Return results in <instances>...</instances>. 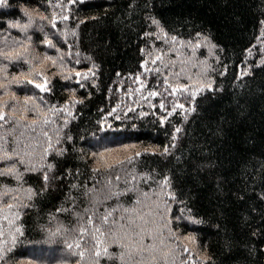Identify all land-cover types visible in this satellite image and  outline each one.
<instances>
[{
  "label": "trees",
  "instance_id": "1",
  "mask_svg": "<svg viewBox=\"0 0 264 264\" xmlns=\"http://www.w3.org/2000/svg\"><path fill=\"white\" fill-rule=\"evenodd\" d=\"M10 3L11 8L0 9V26L9 21L27 23L28 18L19 11L21 6L38 9L45 15L52 12L48 0H10ZM69 16L67 22L57 24V29L66 26L76 30L77 36L67 39L72 44V52L80 55L74 56L71 62L65 57L63 69L58 65L48 66L46 70L49 75L61 71L67 73L72 68L84 72L95 63L99 79L96 88L84 81L87 87L82 89L72 81L65 83L59 75L52 77L55 88L54 94L48 97L50 101L63 104L71 96L65 89H75L76 97L84 99V103L77 104L74 109L77 118L65 129L73 139L71 143H64L67 154L56 158V172L63 173L65 168H71L73 172L79 169L85 174L80 177L83 181L86 175H91L90 169L99 159L98 156L94 158L93 153L111 152L114 156L105 160L114 165L135 152L143 153L146 148L155 151V155L140 157L137 171L155 169L158 173L171 175L177 196L185 200L192 215L202 221L200 224L179 222L181 236L196 237V244L188 246L211 256L209 264H264V251H261L264 249V199H261L264 196V66L253 67L252 75L235 80L237 65L259 35V20L264 19V0H84L70 6ZM149 16L158 19L172 34L188 39L195 32L203 31L224 48L222 53L217 51L216 54L223 63L230 65L228 74L220 77L215 72L209 73L215 79V86L222 87L223 91L198 97L197 110L187 122L177 113L162 127L156 116L150 114L140 118L136 113H129L132 119L114 120L109 116L105 124H99L97 121L117 103L124 109L126 104L137 99L130 100L123 95L130 82L125 79L121 85V77L116 73L126 77L139 70V62L143 59L140 48L146 45L142 35L154 30L146 19ZM40 24L44 26L43 32L36 27ZM7 31L18 40L25 39V33L16 29ZM54 31L46 21L35 20L27 32L32 36L34 54L59 56L55 49L41 43L45 32L52 35ZM3 35L0 33V46ZM52 38L62 51L68 50L63 38L58 35ZM161 46L157 42V47ZM253 53L248 63L255 65L261 58L259 46ZM197 56L208 57V62L215 64L205 48H201ZM75 59L80 63L75 64ZM28 68L29 65L19 62L10 64L7 73L0 72V81L4 75L8 76L4 81L7 88L0 89L3 100L11 103V94L22 99L36 91L30 85L17 84L11 79L12 75L26 72ZM197 70L191 68L192 73ZM118 88L121 91L118 92ZM152 102L158 103V100ZM101 108L104 112L99 111ZM140 111L151 113L152 109L137 107V113ZM155 111L159 113L158 108ZM174 125L183 128L177 148L172 155L162 157L159 152L170 144ZM218 127L223 131L218 133ZM25 180L28 182L25 187H38L41 183L38 175L27 174ZM72 182H75L72 177L59 181L54 189L33 199L34 207L23 210L26 214L18 221L23 235L17 234L14 244L8 236L7 222H2L5 235L0 237V244L7 241L11 251L6 252L5 260L0 264H73L77 258L68 253L63 237L50 235V229L57 222L64 225L74 222L71 213L56 211L71 205L67 199L70 194L79 196L77 190L69 189ZM0 183L16 185L10 177H0ZM144 187L147 190V186ZM121 199L128 206L133 197L129 194ZM181 207L183 205L174 204L172 215H178ZM53 216L56 219L49 224ZM256 230H259L258 235L253 236L252 232ZM253 248L255 251L250 254L249 250ZM110 250L118 251L116 248Z\"/></svg>",
  "mask_w": 264,
  "mask_h": 264
},
{
  "label": "snow or ice",
  "instance_id": "2",
  "mask_svg": "<svg viewBox=\"0 0 264 264\" xmlns=\"http://www.w3.org/2000/svg\"><path fill=\"white\" fill-rule=\"evenodd\" d=\"M83 2L84 0H67L66 3L65 0H48L49 8L52 9L50 15L21 6L19 11L28 18L27 23L9 21L0 26V33L4 34L3 45L0 46V72L7 73L8 66L13 63L27 64L29 68L26 72L14 74L11 79L36 90L22 99L11 94V103L0 97V164H3L0 167V177H10L16 182L14 187L0 183V237L5 235L2 222L6 221L8 236L14 244L16 235H23L22 226L18 224L26 214L23 210L34 207L33 199L54 189L57 182L72 177L75 182L69 184V189L77 190L79 196L70 194L67 199L71 201V205L57 208L56 211L71 213L74 222L71 225L57 222L50 229V235L63 237L68 253L77 258L73 264H197V261L199 264H209L211 256L188 246L196 244V237L179 234L180 221L192 224H200L202 221L193 216L186 201L177 196L171 175L158 173L155 169L137 171L140 157L155 155V151L146 148L143 153L135 152L114 165L106 163L105 153H93V157L98 156L99 159L96 160V166L91 167V175H86L83 181L80 177L85 174L79 169L73 172L71 168H65L63 173L56 172V158L67 154L68 149L64 147V143H71L73 139L65 129L77 118L74 109L77 104H83L84 99L76 97L75 89H65L71 96L63 104L50 101L48 97L54 94L55 88L52 77L59 75L65 83L72 81L82 89L87 87L84 81H89L91 87L96 88V81L99 79V69L95 63L84 72L72 68L67 73L61 71L49 75L46 70L48 66L58 65L63 69L66 67L65 57L69 62L73 61L74 56L79 57V52H72V44L67 39L68 36L76 37V30L66 26L64 29H57V24L70 19L71 5ZM11 7L10 0H0V9ZM57 9L60 11H56ZM36 19L46 21L55 30L52 35L45 32L41 43L55 49L59 56L34 54L32 36L27 35V32ZM146 19L150 28L154 26V30L145 31L142 35L146 45L140 48L143 59L139 62V70L126 77H122L120 72L116 73L117 77H121V85L125 79L130 82L123 95L130 100L133 97L137 99L132 104H126L124 109L117 103L97 121L99 124H105L109 116L114 120L132 119L129 113H136L140 118L150 114L156 116L162 127L177 113L187 122L189 116L197 110L198 97L223 91L222 87L215 86V79L209 75L212 72L220 77L228 74L230 65L223 63L216 54L217 51H224L222 46L214 43L211 36L203 31H197L190 38L184 39L166 31L155 17L149 16ZM259 25L256 43L245 50L244 59L237 65L236 81L252 75L253 67L264 66V19L259 20ZM36 27L41 32L44 31L42 24ZM8 29L25 33V39H16ZM54 35L63 38L64 44L68 45L66 52L54 42ZM157 42L162 46L157 47ZM258 46L261 58L255 65L249 64L248 61L254 56L253 49ZM201 48L207 49L208 56L214 59L215 64L209 63L208 57L201 59L197 56ZM74 62L79 64L80 60L75 59ZM193 67L198 69L197 72H191ZM7 80L8 76L4 75L3 81H0V89L7 88L4 83ZM111 91L109 89L110 93ZM117 91L121 89L118 88ZM90 96L91 93L89 98ZM154 100H158V103H153ZM144 106L152 109L151 113H137V107ZM157 108L159 113L155 111ZM99 111L104 112V109ZM182 131L181 126H173L171 142L159 152L160 156L173 154ZM217 131L219 133L223 129L218 127ZM49 157L53 159L49 160ZM27 174L38 175L41 181L38 187H25L28 183L25 180ZM144 186H147V190ZM129 194L133 199L126 206L121 198ZM112 201L115 203H111ZM174 204L183 205L179 208L178 215H172ZM55 219L53 216L49 224ZM258 232L259 230L253 231L252 235L256 236ZM112 248L118 251L113 252L110 250ZM10 251L7 241L0 244V261H4L6 252ZM254 251V248L249 250L250 254Z\"/></svg>",
  "mask_w": 264,
  "mask_h": 264
},
{
  "label": "rangeland",
  "instance_id": "3",
  "mask_svg": "<svg viewBox=\"0 0 264 264\" xmlns=\"http://www.w3.org/2000/svg\"><path fill=\"white\" fill-rule=\"evenodd\" d=\"M111 155H113L111 152L105 153V158L108 159V160H110L109 157H110ZM113 156H114V155H113ZM114 159H116V158H114Z\"/></svg>",
  "mask_w": 264,
  "mask_h": 264
}]
</instances>
